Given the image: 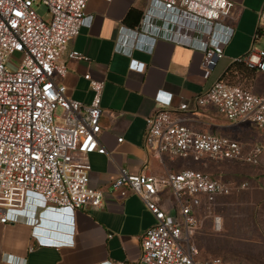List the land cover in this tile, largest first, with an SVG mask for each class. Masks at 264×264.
Masks as SVG:
<instances>
[{"label": "built area", "instance_id": "obj_1", "mask_svg": "<svg viewBox=\"0 0 264 264\" xmlns=\"http://www.w3.org/2000/svg\"><path fill=\"white\" fill-rule=\"evenodd\" d=\"M165 9L179 8L199 17L225 21L233 0H159ZM87 0H0V224L8 222L7 208L21 207L25 193L33 190L47 207L71 212L78 207L103 203V191L89 184V154L104 153L101 130V96L104 80L84 73L92 91L88 102L71 96L64 77L68 67L63 52L85 19ZM47 12L48 16L44 17ZM264 35V3L258 14L255 38ZM202 67L209 72L224 55L222 42L207 35ZM69 57L81 58L71 49ZM240 60L264 71V44L251 46ZM138 70L144 62L131 59ZM199 107H213L231 123L248 121L264 128V93L215 79L207 88L173 107H159L146 118L144 142L158 156H192L258 163L263 142L245 145L227 134L193 126ZM122 137H118L121 140ZM112 186L123 195L129 187L154 217L140 237L135 260L94 264H227L217 255L201 257L193 239L200 225V207L211 212L218 197L246 186L230 184L195 167L154 174L122 168ZM168 186L172 198L164 204L158 191ZM215 228L220 215L212 216ZM53 238L48 244L58 243Z\"/></svg>", "mask_w": 264, "mask_h": 264}, {"label": "crops", "instance_id": "obj_2", "mask_svg": "<svg viewBox=\"0 0 264 264\" xmlns=\"http://www.w3.org/2000/svg\"><path fill=\"white\" fill-rule=\"evenodd\" d=\"M233 2L230 18L221 22L165 9L159 0H87L84 22L63 52L67 73L58 81L71 96L88 102L92 91L84 73L104 80L98 138L106 151L89 154V184L102 189L103 203L75 208L72 214L55 209L50 217L54 208L47 207L43 195L27 190L24 204L7 208L8 222L0 224V264L138 258L141 234L154 217L137 193L124 186L122 195L111 182L122 168L160 174L194 165L187 157L158 156L147 146L146 118L159 107H173L196 95L219 77L247 84L244 68L231 62L251 46H261L262 36L256 39L254 34L264 0ZM209 32L223 43L224 55L205 72L201 63ZM71 49L82 57H69ZM131 59L143 61L144 68H131ZM193 115L197 120L191 123L198 128L221 132L229 124L213 107H199ZM158 194L164 204L172 198L168 186ZM51 238L61 242L48 244ZM79 246L84 256L74 258L71 253Z\"/></svg>", "mask_w": 264, "mask_h": 264}, {"label": "rangeland", "instance_id": "obj_3", "mask_svg": "<svg viewBox=\"0 0 264 264\" xmlns=\"http://www.w3.org/2000/svg\"><path fill=\"white\" fill-rule=\"evenodd\" d=\"M48 13H44L47 17ZM263 45L264 35L261 39ZM244 85L256 93H264V73L249 76L244 67ZM257 74L255 84L253 79ZM229 121V120H228ZM221 132L234 137L245 145L263 142V152L258 163L225 160L200 159L188 156L197 168L213 173L219 178L235 185L245 181L246 186L234 189L231 193L218 197L212 205L211 212L200 207L198 216L200 225L194 230L193 239L197 244L199 255L220 256L227 264H264V128H259L248 121L227 124ZM191 167H195V166ZM195 167V168H196ZM213 215H220L221 225L215 228Z\"/></svg>", "mask_w": 264, "mask_h": 264}, {"label": "trees", "instance_id": "obj_4", "mask_svg": "<svg viewBox=\"0 0 264 264\" xmlns=\"http://www.w3.org/2000/svg\"><path fill=\"white\" fill-rule=\"evenodd\" d=\"M231 64H233V65H237V66H239V68L241 67V68H246L247 69V72H248V75L249 76H253L254 75V73L255 72H257L258 70H256L255 68H253V67H249V66H247L244 62H242V61H240V60H233L232 62H231ZM224 77V76H223ZM222 78V77H221ZM224 79H226V78H224ZM226 80H228V79H226ZM232 83H234V82H232ZM237 84H239V83H237ZM202 169V168H201ZM203 171H205L204 169H202ZM207 172V171H206ZM210 175H212V176H215V177H217L216 175H214L213 173L211 174V173H209Z\"/></svg>", "mask_w": 264, "mask_h": 264}, {"label": "water", "instance_id": "obj_5", "mask_svg": "<svg viewBox=\"0 0 264 264\" xmlns=\"http://www.w3.org/2000/svg\"><path fill=\"white\" fill-rule=\"evenodd\" d=\"M53 215H54L53 213L49 214L50 217L53 216ZM71 255L74 258H79V257L84 256V254H83V246H81V247L79 246V248L75 249V251L72 252Z\"/></svg>", "mask_w": 264, "mask_h": 264}]
</instances>
